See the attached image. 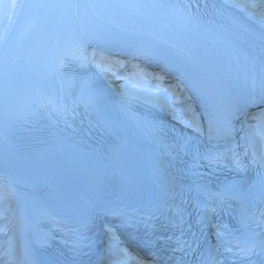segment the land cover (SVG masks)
Masks as SVG:
<instances>
[{"label":"bare ground","instance_id":"obj_1","mask_svg":"<svg viewBox=\"0 0 264 264\" xmlns=\"http://www.w3.org/2000/svg\"><path fill=\"white\" fill-rule=\"evenodd\" d=\"M25 0H0V45L7 35L10 25L15 15ZM49 0H42L48 5ZM241 3L240 7L229 4V0H105L106 6L112 13L125 22H148L154 17L175 20L184 23L186 29H191L193 34L202 33L207 38V44L216 47H223L231 52L235 48H243V44L255 43L254 36L248 28L241 25L244 21L253 26L259 33L264 30L247 22V20H264V0H257L254 4L252 0H235ZM232 6V7H231ZM48 7V6H47ZM39 19L41 12H39ZM237 15V16H235ZM193 21H197L193 25ZM248 25V26H249ZM249 26L250 28H252ZM34 31L33 28L25 29L19 46L17 48L16 59L10 67L5 83L6 99L16 111L22 103L18 100L19 88L22 87L28 69L25 64L29 56L21 59L24 53L29 51L27 46L28 36ZM264 44V42H261ZM127 96H135L131 91H125ZM138 98L147 104L153 105L158 102H165L151 96L137 95ZM87 146V145H86ZM84 145L65 148L57 142L45 143L41 140H34V154L42 162L59 161L72 165L74 163H84L86 158H97V153ZM98 163V161L96 162ZM6 165L9 169H22L33 173H39L41 178L44 173L37 168L18 150H16L8 140L0 134V166ZM45 190L54 194L57 198L65 196V189L59 182L45 177Z\"/></svg>","mask_w":264,"mask_h":264}]
</instances>
